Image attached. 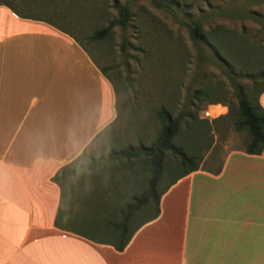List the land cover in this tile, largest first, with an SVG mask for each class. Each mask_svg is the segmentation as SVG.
Segmentation results:
<instances>
[{
    "label": "crops",
    "instance_id": "1",
    "mask_svg": "<svg viewBox=\"0 0 264 264\" xmlns=\"http://www.w3.org/2000/svg\"><path fill=\"white\" fill-rule=\"evenodd\" d=\"M40 7L0 0V264H264V149L189 167L156 217L135 214L123 232L116 213L101 223L108 235L71 227L96 188L51 177L115 120V93L68 29L33 15Z\"/></svg>",
    "mask_w": 264,
    "mask_h": 264
},
{
    "label": "rangeland",
    "instance_id": "2",
    "mask_svg": "<svg viewBox=\"0 0 264 264\" xmlns=\"http://www.w3.org/2000/svg\"><path fill=\"white\" fill-rule=\"evenodd\" d=\"M14 1L41 6L34 16L68 29L105 68L114 89L115 120L71 163L78 170L72 181L96 188L71 227L108 235L101 223L115 206L141 194L149 173L139 147L149 146L159 131L161 108L177 120L173 143L190 159L165 151L155 193L189 166L204 160L216 167L227 150L244 148L246 131L234 125L238 86L248 87V76L264 63V0ZM193 22L202 39L192 35ZM106 26L104 37L89 38ZM243 55L255 58L245 63ZM153 201L151 196V206ZM150 214L147 209L134 218Z\"/></svg>",
    "mask_w": 264,
    "mask_h": 264
},
{
    "label": "trees",
    "instance_id": "3",
    "mask_svg": "<svg viewBox=\"0 0 264 264\" xmlns=\"http://www.w3.org/2000/svg\"><path fill=\"white\" fill-rule=\"evenodd\" d=\"M122 20L127 15L126 10L120 12ZM110 29V26L102 27L94 31L90 35V39H100L104 37ZM192 35L197 39H202L204 36L200 31V27L197 23L193 22V26L190 28ZM258 49V48H257ZM264 51V48H263ZM240 58H245V63L249 62L250 58H255L251 55H243ZM101 73L104 74L105 68H99ZM105 75V74H104ZM251 84L248 87L243 85L238 86L240 92L238 101L236 103V120L234 122L236 129H244L247 134V141L244 145L243 151L248 154H257L264 149V109L258 102V95L264 91V63L258 70V73H251L249 76ZM201 93L203 91H200ZM207 97L208 103H215V100L207 96V92L204 93ZM161 119V126L159 131L156 133L152 143L149 146L140 145V150L143 151L146 157L143 159V164L146 167L149 177L146 180V186L139 196L132 197L131 201L120 206H115L116 215L118 219L115 223H112L113 228L123 232L129 222L130 217L132 218L139 211L151 210V214L144 218L143 222L152 219L157 216L158 199L161 193L180 175L187 173L191 168L189 166L183 170L173 181L168 183L163 189L155 193V186L161 177L162 165L164 159V152L170 151L173 154L179 155L182 161H188L189 156H186L184 152L173 143V138L177 129V120L173 118L170 112L161 108L158 111ZM108 127V126H107ZM106 127V128H107ZM105 128V129H106ZM79 157V156H78ZM77 157V158H78ZM74 159L68 164L60 167L55 174L51 177L52 181L57 183L60 180L65 179L69 176H76L78 170L71 168V163L77 160ZM153 196L154 201L152 206L148 200ZM142 222L139 221L138 225ZM128 236L122 240L119 245H115L117 250H121L125 245Z\"/></svg>",
    "mask_w": 264,
    "mask_h": 264
}]
</instances>
